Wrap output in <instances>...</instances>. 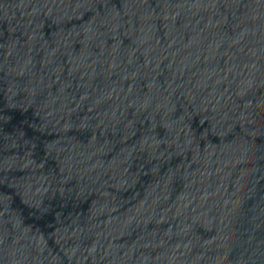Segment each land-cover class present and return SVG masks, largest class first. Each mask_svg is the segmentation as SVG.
<instances>
[{
	"label": "water",
	"instance_id": "1",
	"mask_svg": "<svg viewBox=\"0 0 264 264\" xmlns=\"http://www.w3.org/2000/svg\"><path fill=\"white\" fill-rule=\"evenodd\" d=\"M0 264H264V0H0Z\"/></svg>",
	"mask_w": 264,
	"mask_h": 264
}]
</instances>
